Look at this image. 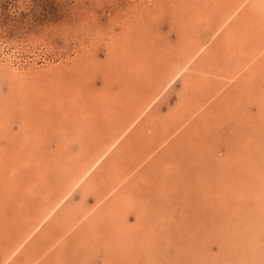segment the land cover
I'll return each instance as SVG.
<instances>
[{
  "label": "bare ground",
  "instance_id": "6f19581e",
  "mask_svg": "<svg viewBox=\"0 0 264 264\" xmlns=\"http://www.w3.org/2000/svg\"><path fill=\"white\" fill-rule=\"evenodd\" d=\"M136 3L63 63L0 50V264H264V0Z\"/></svg>",
  "mask_w": 264,
  "mask_h": 264
},
{
  "label": "rangeland",
  "instance_id": "374dc122",
  "mask_svg": "<svg viewBox=\"0 0 264 264\" xmlns=\"http://www.w3.org/2000/svg\"><path fill=\"white\" fill-rule=\"evenodd\" d=\"M136 1L0 0V50L4 54L14 51L16 57H20L24 62L28 58V60L36 59L38 66L49 60L60 59L59 61L63 63L65 58L70 57L71 59L81 42L87 45L97 32L110 28L118 32L117 21L124 19V14L130 10V7L137 5ZM115 17L120 18L116 19ZM166 22H162L159 27L163 32L168 31ZM169 37L172 40L176 38L173 33ZM100 44L97 47H100ZM96 56L100 61H103L102 48L97 49ZM173 100L174 96L169 101L172 103ZM182 142L185 141L182 140ZM187 149L190 150V148ZM163 158L168 160V155L164 154ZM191 161L188 160L189 165L192 163ZM170 205L171 203L167 204L169 207ZM179 209L175 212L180 211ZM129 219L132 221L133 216L130 215ZM170 231L167 228V233ZM203 233L198 234L199 240ZM163 252L158 258V261L161 262L159 264H189L188 254L185 256L174 254L168 257L169 254ZM99 258H96L97 264H101V255ZM125 260H127V264H137L132 261L131 257ZM198 264L200 263L198 262Z\"/></svg>",
  "mask_w": 264,
  "mask_h": 264
}]
</instances>
